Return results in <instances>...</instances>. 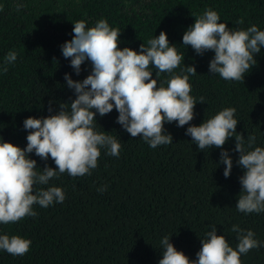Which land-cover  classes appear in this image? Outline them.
I'll use <instances>...</instances> for the list:
<instances>
[{"label": "trees", "instance_id": "obj_1", "mask_svg": "<svg viewBox=\"0 0 264 264\" xmlns=\"http://www.w3.org/2000/svg\"><path fill=\"white\" fill-rule=\"evenodd\" d=\"M209 9L233 31L253 25L264 31V0H0V137L21 148L27 146L26 118L56 114L61 103L70 110L75 92L67 86L65 74L82 81L91 73L89 61L77 75L71 58L62 55L61 46L72 39L76 21L92 27L107 20L121 32L119 48L137 52L142 43L147 46L148 40L166 32L170 46L175 45L184 61L172 74L159 77L150 66L153 78L165 87L170 75L187 74L186 66L197 72L189 74L190 95L197 102L195 118L184 127L165 123V133L173 137L169 145L153 149L141 137H131L116 122L115 108L103 117L97 113L96 130L118 140L119 156L102 148L91 175L73 178L64 173L47 185H35L36 191L60 187L65 200L47 208L33 205L35 217L0 224V235H19L32 242L22 256L0 250V264H159L165 236L178 251L196 260L211 225L234 249L239 241L231 231L233 225L253 231L264 244V212L242 213L236 208L244 170L237 164L239 153L233 151L235 137L223 149L201 151L186 135L189 126L235 108L236 132L244 136L245 148H264V47L243 81H226L209 72L214 52L198 55L183 45L185 31ZM10 51L17 53V59L4 72ZM250 135L256 137L252 149H248ZM223 150L233 161L228 178L220 160ZM29 158L37 161L38 172L45 165L56 167L51 157L44 161L33 152ZM102 186L106 190L98 192ZM241 261L264 264V247L241 254Z\"/></svg>", "mask_w": 264, "mask_h": 264}, {"label": "clouds", "instance_id": "obj_2", "mask_svg": "<svg viewBox=\"0 0 264 264\" xmlns=\"http://www.w3.org/2000/svg\"><path fill=\"white\" fill-rule=\"evenodd\" d=\"M219 20L218 13L211 9L196 17L183 34V45L191 46L198 55L214 52L209 63L210 73L219 74L226 81H243L245 73L257 63L255 55L264 47V31L255 25L233 31ZM73 24V37L61 46L62 55L71 58L70 66L77 75L85 61H89L91 73L82 81H74L65 74L67 86L75 92L70 110L61 103L56 114L24 120V128L29 130L26 148L0 137V224L35 217L33 205L47 208L65 200L62 188L52 186L36 191L35 185H47L64 173L73 178L91 175L98 166L102 148L111 156H119L118 140L96 130L97 113L103 117L115 108L119 113L116 122L131 137H141L153 149L173 143L172 135L165 133V123L176 122L177 127H184L195 118L197 102L190 95L189 74L196 75V68L186 66L187 74L170 75L165 81L166 87L158 84L150 71L152 66L158 70L156 77L161 73L172 74L184 61L175 45L170 46L166 32L161 31L158 37L148 40L147 46L142 43L137 52L129 47L119 48L121 32L110 27L105 19L92 27L84 20ZM16 59L17 53L10 51L2 70L7 72L6 65ZM200 103H204L203 97ZM235 112V108H225L199 126H189L186 135L191 136L201 151L213 147L223 149L229 138L235 137L233 151L239 153L237 164L244 170L239 178L242 191L236 208L242 213H261L264 212V148H245L244 136L236 132ZM255 139L254 135L248 136V149H252ZM33 152L44 161L51 157L56 167L45 165L38 172L37 161L29 158ZM220 160L226 166L223 175L228 178L233 161L227 150L221 151ZM105 190L106 186L97 189L101 193ZM210 227L211 231L201 240L196 260L178 251L170 243V237L165 236L161 240L163 251L159 264H242L241 254L264 247L254 238L253 231L245 232L233 225L231 231L237 233L239 241L234 249L224 235H217L215 225ZM31 243L19 235H0V250L12 256L28 253Z\"/></svg>", "mask_w": 264, "mask_h": 264}]
</instances>
